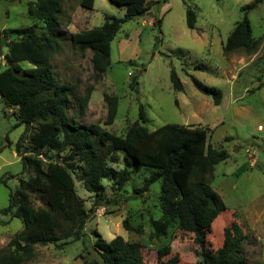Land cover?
<instances>
[{
  "label": "rangeland",
  "instance_id": "374dc122",
  "mask_svg": "<svg viewBox=\"0 0 264 264\" xmlns=\"http://www.w3.org/2000/svg\"><path fill=\"white\" fill-rule=\"evenodd\" d=\"M35 1L0 0V70L6 67L7 43L17 40L15 36L6 38L3 31L33 25L35 20L28 13V4ZM149 1L155 3L150 13L123 24L112 41L111 66L99 81L95 80L92 51L81 52L73 47L70 34L102 26L106 16L123 18L126 7L110 0H95L93 10L82 8L78 0L63 3L60 27L64 40L60 42L59 51L50 58L49 65L60 81L78 84L81 99L88 97L86 107L73 104L69 109V123L85 128L96 124L115 135H124L132 124L140 121V106H143L146 121L140 124L150 131L167 124L210 127L213 131L211 144L225 149L229 158L215 167L211 182L222 197L226 211L212 226L208 235L209 248L216 250L222 246L224 230L228 227L243 239L242 250L247 261L264 264V55L243 67L232 81L229 60L233 56L235 60L248 56L243 51L230 54L223 51V44L242 19V8L254 0ZM187 5L196 13L193 30L187 26ZM157 20L161 21L160 26L156 25ZM249 20L253 37L264 40V0L249 12ZM23 66L33 65L24 63ZM173 70L183 84L182 92L173 88L170 80ZM192 78L219 89L223 94L221 104L216 105L212 97L202 94ZM133 79H136L134 88ZM105 93L118 98L117 115L111 126L105 125L108 115ZM234 96L242 97L233 101ZM24 131L25 125L16 109L6 106L0 95V212L9 205L10 192L19 187V180L27 181L34 175L32 169H24L22 157L15 148L22 136L27 146L28 135ZM226 137L232 140L227 141ZM248 146L257 155L253 166L252 153L246 152ZM50 155L62 157L66 152ZM120 156L121 161L115 166L118 169L124 167L123 153ZM142 181L140 175H134L124 195L112 182L104 181L106 190L100 198L102 205L95 207V195L75 180L77 195L91 215L84 236L69 244L37 245L36 256L28 264L100 261L94 250L97 233L107 241L121 236L126 241L139 242L145 264H159L157 249L165 246L171 236L172 250L164 260L177 255V264H199L200 249L193 242L192 234L173 227L167 239L152 238L150 218L159 219L162 215L157 200L160 183L152 187L144 201L128 200ZM32 198L35 206L42 205L37 197ZM108 201L111 204L105 205ZM148 205L153 207L151 211ZM126 219L139 229V233L124 229ZM23 228L22 221L12 213L0 214V251L8 249L11 239Z\"/></svg>",
  "mask_w": 264,
  "mask_h": 264
},
{
  "label": "trees",
  "instance_id": "16d2710c",
  "mask_svg": "<svg viewBox=\"0 0 264 264\" xmlns=\"http://www.w3.org/2000/svg\"><path fill=\"white\" fill-rule=\"evenodd\" d=\"M67 0H37L28 4V13L35 23L29 27L4 30L7 43L4 56L6 67L0 70V95L6 106L16 109L28 135L17 142L16 152L22 157L23 167L33 170L27 181L20 179L19 187L10 192L9 205L0 214L18 218L24 224L9 242L8 249L0 251V264H28L36 256L37 245L78 241L89 219L90 211L77 195L75 180L96 197L95 207L106 190L104 181H110L123 194L134 175L143 178L132 199H146L152 187L160 183L157 200L162 215L150 218L152 238L167 239L170 229L193 235L200 249L199 264H250L243 255V239L226 227L221 247L209 248L208 235L217 218L226 211L220 194L212 187L215 167L229 158L223 148L210 142V128L167 124L150 131L140 124L146 121L144 107L140 106V121L132 124L124 135H115L100 125L82 127L70 124L69 109L73 104L88 105V97L81 99L77 83L60 81L50 68V58L60 49L64 40L61 30L63 3ZM126 7L123 18L106 16L102 26L70 34V43L81 52L91 50L95 80L99 81L111 66V43L123 24L148 15L154 1L110 0ZM79 5L93 10L95 0H78ZM262 0H254L242 8L238 21L224 45V53L243 51L247 56L257 52L258 42L252 35L249 12ZM187 26L196 28V13L187 5ZM161 24L160 20L157 23ZM156 23V25H157ZM160 26V25H159ZM1 34V33H0ZM33 65L24 68L23 64ZM173 88L182 92L183 84L173 70L170 75ZM195 87L216 105L222 102V92L192 78ZM136 79H133L132 88ZM108 108L105 125L115 122L118 98L104 94ZM56 152L65 156L53 157ZM123 153L124 167L115 168ZM37 197L42 205L35 206ZM108 201L105 205H110ZM151 211L153 207L148 205ZM149 211V212H150ZM126 231L139 233L126 219ZM171 235V234H170ZM71 240V241H68ZM171 236L165 246L157 249L159 264H177V255L164 260L172 250ZM94 250L100 261L84 264H145L139 242L124 240L121 236L111 241L96 234Z\"/></svg>",
  "mask_w": 264,
  "mask_h": 264
},
{
  "label": "crops",
  "instance_id": "0c3cea01",
  "mask_svg": "<svg viewBox=\"0 0 264 264\" xmlns=\"http://www.w3.org/2000/svg\"><path fill=\"white\" fill-rule=\"evenodd\" d=\"M153 20L151 19L150 20V22H152ZM144 23H145V21H144ZM146 24V23H145ZM232 32V31H231ZM76 33V32H75ZM230 35V34H229ZM229 37V36H228ZM255 39V38H254ZM256 40V39H255ZM257 42H258V49H257V52L255 53V54H253V55H251V56H248V57H242L241 58V60H235L234 59V56H233V58L231 59V60H229L228 62H229V68L231 69V80L232 81H234V80H236V78L238 77V75H239V72H240V70L243 68V67H246V66H248L249 64H251V63H253L258 57H260V56H262V55H264V40H257ZM224 45L225 44H223V51H224ZM246 55V54H245ZM247 56V55H246ZM231 63V64H230ZM241 64V65H240ZM235 72H236V74H235ZM249 91L250 90H248L246 93H249ZM242 97V96H241ZM241 97H236V96H234L233 98V101H237L238 99H241ZM187 126H199V127H208V126H203V125H201V124H198V125H187ZM210 128V127H209ZM260 130H262V128H259ZM210 130H211V132H210V142H211V138H212V129L210 128ZM225 140H232V138L231 137H226L225 138ZM215 147V146H214ZM251 150H253L251 147H246V152L247 151H251Z\"/></svg>",
  "mask_w": 264,
  "mask_h": 264
},
{
  "label": "built area",
  "instance_id": "2783aa9c",
  "mask_svg": "<svg viewBox=\"0 0 264 264\" xmlns=\"http://www.w3.org/2000/svg\"><path fill=\"white\" fill-rule=\"evenodd\" d=\"M249 153H252L251 154V158H253V160H251V166H253L255 164V162H256L257 155H256V152H254L253 150H251Z\"/></svg>",
  "mask_w": 264,
  "mask_h": 264
},
{
  "label": "water",
  "instance_id": "95a60500",
  "mask_svg": "<svg viewBox=\"0 0 264 264\" xmlns=\"http://www.w3.org/2000/svg\"><path fill=\"white\" fill-rule=\"evenodd\" d=\"M142 16H145V14H143ZM142 16H141V17H142ZM157 25H158V26L160 25L159 22L157 23Z\"/></svg>",
  "mask_w": 264,
  "mask_h": 264
}]
</instances>
